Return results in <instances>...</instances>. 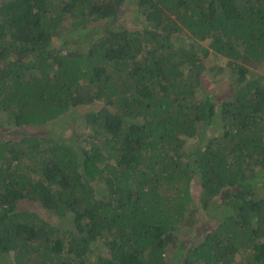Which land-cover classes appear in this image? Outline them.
I'll list each match as a JSON object with an SVG mask.
<instances>
[{"label": "trees", "instance_id": "obj_1", "mask_svg": "<svg viewBox=\"0 0 264 264\" xmlns=\"http://www.w3.org/2000/svg\"><path fill=\"white\" fill-rule=\"evenodd\" d=\"M263 65L264 0H0V115L75 123L0 132V264H264Z\"/></svg>", "mask_w": 264, "mask_h": 264}, {"label": "rangeland", "instance_id": "obj_2", "mask_svg": "<svg viewBox=\"0 0 264 264\" xmlns=\"http://www.w3.org/2000/svg\"><path fill=\"white\" fill-rule=\"evenodd\" d=\"M127 6L122 7L121 11H120V16H119V20H118V24L125 26L127 28H135V27H139L141 25V17L138 15L137 13V9L135 7V2L131 1V3H127ZM210 62L212 61L209 60ZM220 63L224 64V60H218ZM259 72L264 73V65L260 66L258 69ZM225 76H228V73H225ZM229 79H223L220 78L219 80V86H215L213 85L211 82L212 80L209 78L208 80H204L205 86L206 87H210V90H216L221 88L222 85H224L225 83H227ZM212 86V87H211ZM221 91V90H220ZM73 110V109H72ZM68 111L67 112V116L70 115V112L72 111ZM76 112L74 111V115H76L77 113H81L82 112V108L80 109H75ZM67 120V118H60L58 121H56L55 123L50 124V126H46V127H39V126H16L13 121L11 120V118L9 117V115L7 114H1L0 115V132L4 131L5 133L7 132H16L18 134V136H25L27 135V131L33 132V131H39L38 133H41L43 135H47V136H52V133L49 132L50 129H52L53 127L57 130L62 129L63 130V126H67L69 127L71 124V121H68L67 123L63 124V121ZM75 124V123H74ZM73 124V125H74ZM59 127V128H58ZM73 130V129H72ZM68 137V138H67ZM61 138L64 139L67 143L69 142V140H72V134L70 132V130H63V132L61 133ZM262 182V181H261ZM210 213H212V210H209ZM41 214H44L43 212H41ZM209 213L208 211L204 212L203 217L208 216ZM210 216V215H209ZM45 218L47 219V215H45ZM212 222V221H211ZM187 236V235H186ZM191 237V235H188L187 238ZM186 238V237H185Z\"/></svg>", "mask_w": 264, "mask_h": 264}]
</instances>
